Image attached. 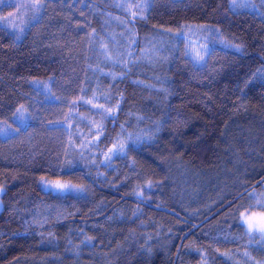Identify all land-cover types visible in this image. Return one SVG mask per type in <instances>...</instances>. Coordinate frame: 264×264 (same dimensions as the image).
<instances>
[{
  "label": "trees",
  "instance_id": "obj_1",
  "mask_svg": "<svg viewBox=\"0 0 264 264\" xmlns=\"http://www.w3.org/2000/svg\"><path fill=\"white\" fill-rule=\"evenodd\" d=\"M63 1L92 10L89 33L0 4V166L60 169L84 190L5 181L0 264H264V238L240 226L264 213L248 208L264 198V0H148L119 21L115 0ZM190 24L213 27L200 62L172 38ZM84 33L86 56L46 43ZM51 102L75 105L67 144L18 138L13 113L32 125Z\"/></svg>",
  "mask_w": 264,
  "mask_h": 264
},
{
  "label": "rangeland",
  "instance_id": "obj_2",
  "mask_svg": "<svg viewBox=\"0 0 264 264\" xmlns=\"http://www.w3.org/2000/svg\"><path fill=\"white\" fill-rule=\"evenodd\" d=\"M29 1L31 5L36 3V0ZM243 1L244 0H236L237 4H240ZM41 3L43 12L40 22L35 25L36 29L45 31H87L89 33L93 19L92 10L89 8H86L81 4L78 5L74 2L68 3L63 0H42ZM140 5H143V7H138ZM115 6L116 8L111 10L112 12H109V14L114 16V18L112 16L111 18H117V20L115 19L116 21H119L120 19L126 20L129 16L134 14L141 15L144 13L148 7V0H115ZM188 26L191 28L178 29L176 33H172V38H174L175 45L179 43L188 55L200 62L203 60L209 50V38L208 36L203 35H206L207 31L212 30L213 27L212 25L198 24H190ZM88 33H84L73 38L51 39L46 41V43L58 47L59 49H63L69 53H80L86 56L90 41V36ZM116 39V37H112L113 43L115 45H117ZM109 54L110 59L113 60V62L117 60L116 53L112 54L110 51ZM104 57L105 56L101 55V59H104ZM73 107H75L73 102L67 104L51 102L39 115L35 123L28 125L24 132L17 134V137L24 140L37 141L45 144H57L65 146L68 142V133L65 126V121ZM112 150L115 151V148L112 147ZM110 155L111 153L108 151L106 156L109 157ZM59 172L60 169L33 167L14 162L1 165L0 197L6 189V184L4 183L5 181L13 182L15 184V192L21 191L32 184H39L44 190L53 192L55 194L80 192L76 190L67 192L54 190V188L51 186L55 185L57 182L61 184H70L74 186L75 189L84 190V188L80 185L57 178ZM45 184L48 185V187H44L43 185ZM250 217L252 220H254V216Z\"/></svg>",
  "mask_w": 264,
  "mask_h": 264
},
{
  "label": "snow or ice",
  "instance_id": "obj_3",
  "mask_svg": "<svg viewBox=\"0 0 264 264\" xmlns=\"http://www.w3.org/2000/svg\"><path fill=\"white\" fill-rule=\"evenodd\" d=\"M3 2L4 0H0V4H3ZM231 2H232V5L235 7L247 6L246 4H237L236 0H231ZM41 6H42L41 0H36V4L34 5V7L38 8ZM138 7H143V5H140ZM8 20H9V17H4L2 20H0V23L6 24L8 23ZM24 111L26 110H24L23 106H21L20 108L16 110L15 113H13V123L17 124V127L14 130L16 134H19L21 130H26L28 126V121L30 117H25ZM108 111L110 112L111 109H109ZM9 128H11V125H7L6 127H0V135H3L7 139L11 135V133L8 130ZM114 148H115V151H113L112 149L109 150V152L111 153V155L108 157L109 159H111V156H118L125 151V145L122 143L119 145H115ZM42 182H43V178H42ZM43 186L48 187V185L46 184ZM51 187H53L54 190H58L61 192H67V191H73V190L82 191V189H75L74 186L70 184H61L59 182H57L55 185H52ZM255 198H256L255 193L251 194L249 197V199H255ZM241 207H243V205H241ZM253 207H260L264 209V198H261L260 200H258L256 205H252V204L248 205L249 209ZM240 226L245 227V232L247 234L253 235V234L258 233L261 236V238H264V213H262L260 223L253 222L250 216H245L243 219L240 220ZM85 243H87V241H85Z\"/></svg>",
  "mask_w": 264,
  "mask_h": 264
}]
</instances>
